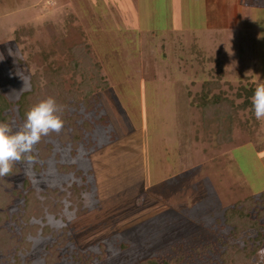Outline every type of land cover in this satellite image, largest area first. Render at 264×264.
<instances>
[{
  "label": "rangeland",
  "instance_id": "1",
  "mask_svg": "<svg viewBox=\"0 0 264 264\" xmlns=\"http://www.w3.org/2000/svg\"><path fill=\"white\" fill-rule=\"evenodd\" d=\"M140 1L151 7L149 0H0V94L9 102L31 91L33 77L43 89L46 67L68 64L59 40L70 30L87 46L85 71L99 70L106 86H90L67 109L66 120L91 128L74 154L70 142L45 139L52 147L44 162L14 164L11 187L2 189L21 194L30 182L41 215L25 221L19 196L5 215L0 207V264H216L212 253L232 244L223 209L264 190V120L238 98L264 83V0L243 4L237 30L202 39L204 51L191 34L172 31L167 0H150L157 10L133 22L128 10ZM83 79L67 74L64 90H83ZM217 80L220 89L207 96L232 104L224 117L195 104L202 85ZM206 244L212 249L203 256L190 253Z\"/></svg>",
  "mask_w": 264,
  "mask_h": 264
},
{
  "label": "trees",
  "instance_id": "2",
  "mask_svg": "<svg viewBox=\"0 0 264 264\" xmlns=\"http://www.w3.org/2000/svg\"><path fill=\"white\" fill-rule=\"evenodd\" d=\"M77 29V33L75 32L78 39L73 41L69 38V32L73 33V30L68 31V35L65 38H60L59 43L62 46L60 50V54L64 55L67 58L68 64L63 66L58 63L52 66L46 67L43 70L42 79L44 82L43 89L38 90V80L33 77L31 79V91L29 93H24L20 100L17 102H9L2 94H0V123H7L10 125V121L12 118L18 119L17 124L19 123V128L21 129L26 122V114L30 111L32 107L37 105L43 100L48 99L49 97L53 98L56 101L58 106V112L56 115L64 122L63 130L57 133H50L47 137H42L41 141L34 146L36 154L33 152L31 156L33 157V161L37 164V161L44 162L46 157L50 154L51 147L48 143L43 144L45 139H53L58 140L64 144H70L72 146V154L78 150L79 141L82 138V130L86 132H90V125L87 123L84 124L83 128H79L75 125L76 121H72V118L65 119L67 116V109L71 107V105L79 104L78 97L84 99V97L88 96V88L90 86L104 88L105 83L101 80L99 70L86 72L89 63L91 62L87 52V46L82 41V35L80 31ZM57 65V66H56ZM97 68V67H96ZM73 71V72H72ZM73 73V76L81 75L84 79L82 81V86L77 91H68L64 90V81L67 74ZM89 75H93V78L88 79ZM254 84V83H252ZM251 84V85H252ZM201 92L204 94H200L196 97L195 104L200 105L205 109L208 114H216V117H224L227 116L228 107L224 104L232 107L231 103H225L222 98L218 96H213L209 98L207 93L212 92V90L220 89L221 83L219 80L215 82L208 81L204 83ZM255 88L251 87L250 89L242 88L238 93L239 99H244L243 103L240 105L242 109L250 108L254 113L252 108V96L254 94ZM17 114H15V112ZM11 114V116H10ZM68 122H70L68 124ZM22 124V125H21ZM71 125V128L69 127ZM70 131V133H68ZM70 142V143H67ZM221 142V141H220ZM219 142V143H220ZM27 161L26 159L22 160L20 163H24ZM38 165V164H37ZM73 166V165H72ZM43 166L41 165V168ZM38 169V167L36 166ZM18 167H13L14 170L9 176L0 178V207L3 209L2 214H6V208L12 204L15 196H19L22 199V205L20 207L21 212L24 214V220L28 219H36L41 215V207L42 204L35 196L33 189H31L30 182H25L22 191L25 193H21L19 191L6 192L3 190V186L11 187L9 183H6V178H9L14 173L18 172ZM57 169V168H56ZM70 170H74L73 167L67 169L64 167H60L57 171L59 173L66 172L69 173ZM264 190L258 192L251 197L247 198L245 201L237 203L233 207L223 209V217H224V225L230 228V237H231V245L221 246L218 249V252L212 253L213 260L216 264H251V262L255 261L257 258L263 260V263L258 262L257 264H264V256L258 255L259 249H264V224L262 220H264ZM48 228V227H47ZM46 230L49 231V228ZM38 230V229H37ZM210 230V229H209ZM43 232V230H41ZM65 232V228L63 229ZM207 231V230H205ZM42 234V233H41ZM45 236V235H44ZM70 234L68 235V237ZM236 240L243 241L244 246L239 247L238 245H233V242ZM209 244L205 246H197L191 250L190 253L194 252L195 256H203L206 252H210L212 249ZM182 247H176V252H182ZM171 253V252H170ZM169 253V254H170ZM193 253V254H194ZM82 255V253H78V255ZM162 254L168 255V253L162 252ZM172 254V253H171ZM178 254V253H177ZM192 254V255H193ZM162 256V255H161ZM167 257V256H166ZM161 258V257H160ZM141 264H169L165 258L154 259L151 258L147 261H144ZM171 264H174L172 262Z\"/></svg>",
  "mask_w": 264,
  "mask_h": 264
},
{
  "label": "crops",
  "instance_id": "3",
  "mask_svg": "<svg viewBox=\"0 0 264 264\" xmlns=\"http://www.w3.org/2000/svg\"><path fill=\"white\" fill-rule=\"evenodd\" d=\"M124 1L127 2V0H119L120 3ZM252 1L253 0H167V10L169 21L172 25V31L179 34L181 38L187 36V34H191V36H193V43L204 51L200 45L202 39L205 38L208 42L214 43L217 40V36L220 37L224 33H234L237 30L239 17L238 9L241 8L243 4L247 5V3L248 6H253ZM149 2L151 7L148 6V3L143 1L138 2L136 7L135 4L131 3L128 14L133 22L137 21L139 23V21H143L144 16H150L149 11L153 13L154 10H157L156 1L151 3L149 0ZM196 14H198V16H196ZM162 36V40H165L164 33ZM233 36H235V39L239 38L237 33ZM209 53L212 56L215 51L212 52L209 50Z\"/></svg>",
  "mask_w": 264,
  "mask_h": 264
},
{
  "label": "clouds",
  "instance_id": "4",
  "mask_svg": "<svg viewBox=\"0 0 264 264\" xmlns=\"http://www.w3.org/2000/svg\"><path fill=\"white\" fill-rule=\"evenodd\" d=\"M251 100L256 120H264V83L255 88ZM58 110L56 101L49 97L30 109L21 129L14 132L9 124L0 123V178L9 176L16 162L26 159L32 163L31 153L41 138L63 130ZM258 255L264 256V249H259Z\"/></svg>",
  "mask_w": 264,
  "mask_h": 264
}]
</instances>
